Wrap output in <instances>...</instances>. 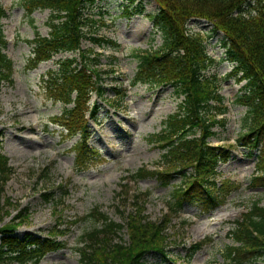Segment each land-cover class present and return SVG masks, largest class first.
<instances>
[{
  "label": "rangeland",
  "instance_id": "obj_1",
  "mask_svg": "<svg viewBox=\"0 0 264 264\" xmlns=\"http://www.w3.org/2000/svg\"><path fill=\"white\" fill-rule=\"evenodd\" d=\"M20 2L0 0L7 9V18L2 21L8 41L4 52L14 62L13 82L0 86L2 153L8 157L13 169L2 195L5 210L11 215L5 223L21 217L14 223L21 221L15 233L20 240L26 236L47 238L58 234L56 239L63 248L48 253L40 264H81L77 248L81 247L82 235L101 226L93 218L85 219L94 211L122 225L134 211L133 201L137 198L144 201L145 215L151 222L159 223L167 212L174 189L182 185L180 176L168 185L154 178L136 183L129 180L130 175L142 167L155 170L162 152L151 145L149 139L161 131L162 122L169 115L177 112L182 99L177 98L171 87L138 84L129 88V80L135 77L138 68L134 55L157 50L163 44L162 35L151 19L158 12L157 2L97 0L88 7L86 14L100 18L105 25L99 29V26H89L87 33L116 41L121 48L113 51L94 46L87 40L83 43L84 49L94 48L101 54L99 69L102 71H110L112 59L118 60L113 68L115 71L103 75L107 100L98 99L101 105L98 121L90 124L89 145L99 157L83 172L75 171L73 149L78 138H70L52 123L53 118L62 113L63 105L47 98L42 79L48 71L57 69L56 63L60 59L78 55L59 54L35 69L30 68L33 47L29 41L36 33L49 36L47 23L51 12L39 10L28 18ZM213 27L202 19H192L187 25L189 33L210 37L207 53L218 64L207 75H216L222 80L221 95L229 111L219 118L226 119L225 128H216V135L209 143L230 150V161L218 167L219 179L229 178L239 188L209 214L203 213L196 203H186L167 227L166 233L171 240L168 257L151 253L146 259L148 264H226V249L233 245L228 237L233 222L253 202L261 200L264 205V189L250 187L256 173V152L240 140L247 109L236 100L242 94L245 82H238L239 77L232 74L235 65L222 61L226 53L224 35L213 34ZM112 78H116L123 89L128 88L124 102L117 99L124 105L120 110L107 105L108 101L116 99ZM29 128L32 130L25 131ZM45 195L54 196L58 207L46 202ZM122 238L128 242L126 229ZM201 244V250L188 261L190 248ZM242 264H264V257L245 260Z\"/></svg>",
  "mask_w": 264,
  "mask_h": 264
},
{
  "label": "trees",
  "instance_id": "obj_2",
  "mask_svg": "<svg viewBox=\"0 0 264 264\" xmlns=\"http://www.w3.org/2000/svg\"><path fill=\"white\" fill-rule=\"evenodd\" d=\"M97 0H21L25 15L31 18L36 11L51 12L47 23L49 36L36 33L32 45L30 68L51 61L59 54H77L57 61V69L48 71L42 79L47 98L63 105V111L53 119L70 138H78L73 153L75 168L83 172L99 155L89 145L91 121L97 122L101 105L107 100L103 75H111L117 58L110 63V71L99 69L101 54L94 48L84 49L85 40L94 46L118 51L121 47L113 40L92 36L89 26H104L101 19L88 17L86 10ZM134 1V0H133ZM158 12L151 17L155 29L161 33L163 44L157 50L134 55L138 61L131 87L138 84L150 87H171L181 98L178 110L162 122V129L150 139L162 152L155 170L142 167L130 175L131 182L154 178L168 185L176 176L182 185L174 189L169 208L159 223L151 222L145 215L144 201L134 200V211L125 225L115 223L99 211L90 216L100 227L82 235L77 252L81 264H148L147 256L157 253L167 258L171 240L166 230L172 217L187 203H196L203 213H211L222 206L236 189L229 179L221 180L218 167L227 163L232 154L229 149L215 147L209 140L215 137L216 128H225L229 109L221 95V79L207 72L218 63L207 53L210 37L189 33L188 22L202 19L214 27L213 34L224 35L225 57L235 65L232 74L238 82H245L236 102L247 109L243 119L244 133L240 140L257 155L256 174L250 187L264 189V0H155ZM7 9L0 3V86L13 82L14 63L5 54L8 41L2 21ZM31 23L34 21L31 19ZM98 29L94 31L96 34ZM210 36V35H209ZM110 77V76H107ZM112 87L115 101L107 105L115 110L124 108L119 101L126 98L127 90L116 78ZM123 84V83H121ZM94 97L97 100H94ZM99 99V101H98ZM119 99V101H117ZM0 134V264H40L50 252H57L63 245L57 236L47 238L15 235L21 221L17 216L9 223L2 195L13 169L2 153ZM123 181H127L124 179ZM148 195V194H147ZM46 202L58 207L54 196L45 195ZM5 223V224H4ZM228 237L233 245L227 247L226 264H242L245 260L264 257V205L261 200L247 207L233 222ZM128 232V242L122 238ZM203 244L190 248L188 261L201 250Z\"/></svg>",
  "mask_w": 264,
  "mask_h": 264
},
{
  "label": "bare ground",
  "instance_id": "obj_3",
  "mask_svg": "<svg viewBox=\"0 0 264 264\" xmlns=\"http://www.w3.org/2000/svg\"><path fill=\"white\" fill-rule=\"evenodd\" d=\"M19 130H23V128H20ZM31 130H32V128H29V129H26L25 131H31Z\"/></svg>",
  "mask_w": 264,
  "mask_h": 264
}]
</instances>
